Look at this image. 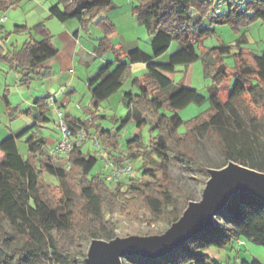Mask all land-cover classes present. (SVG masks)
Wrapping results in <instances>:
<instances>
[{
    "label": "trees",
    "instance_id": "obj_1",
    "mask_svg": "<svg viewBox=\"0 0 264 264\" xmlns=\"http://www.w3.org/2000/svg\"><path fill=\"white\" fill-rule=\"evenodd\" d=\"M67 1L71 3L68 10H62L59 3L50 8V16L60 22L78 20L85 31L91 26L99 28L105 35L103 50L113 49L109 35L116 31L115 25L108 17L99 18L114 8L113 0ZM133 12L138 22L153 35L152 55L140 50L131 51L124 59L118 57L115 62L106 63L94 78L88 80L91 94L88 118L83 121L66 118L75 134L84 130L87 138L73 145L65 164L59 165L55 161L44 137L32 134L26 139V156H22L18 149L21 139L49 122L50 97L35 100L37 122L0 142L3 153L0 215L9 219L15 233L23 239L21 245L11 247L12 234L0 229V264H87L93 240L106 239L109 242L117 238V226L113 220L117 211L127 213L134 221H139L140 213L144 212L163 222L168 230L187 209L185 207L182 213H178L175 208V202L182 201L183 192L169 171L170 153L174 152L178 159L208 172V167L198 160L193 148L201 133H206L211 142L222 144L227 162L264 172V161L255 163L259 126L262 125L264 130V54H248L241 48L233 54L237 68L231 76L225 62L232 55L231 47L221 45L202 54L198 52L199 44L213 33L214 26H230L239 31L255 21L264 24V0H150L135 6ZM205 23L207 25L202 27ZM14 33H28L29 40L20 48L7 50L2 44L8 36L0 38V63L19 76L17 82L20 86L29 87L36 77L42 75L40 66L55 58L58 51L44 23L33 28L17 26ZM34 34L40 35L41 39H36ZM175 40L181 48L167 64L156 63L155 60L167 53ZM241 42H246V38L243 37ZM199 60L204 64L206 75L212 79L208 99L196 89L173 86L170 77L177 67H188ZM135 64H144L148 70V76L139 82L143 94L137 97L126 93L127 113L119 119L121 124L117 129H105L102 122L107 117L101 115L102 105L120 91ZM230 76L233 82L227 100L223 102L219 88ZM74 93V90L70 91V94ZM244 98L252 108L249 125L244 122L238 107ZM3 99L9 107L7 88ZM207 100H210L211 107L205 114L187 122L179 115L190 105L202 106ZM255 111L262 113V121ZM130 122H135L138 127L153 124L151 131L154 135L148 146L143 144L140 135H136L127 148L122 149L121 132ZM183 125L185 131L180 133ZM92 137L102 144L104 156L114 165L143 161L160 176L154 182L129 177L127 182L118 181L111 186L106 174L94 172L99 156L86 149ZM245 158L251 162L247 163ZM48 176L60 182V196L54 192ZM69 187L78 191L82 202L74 205L70 212L66 205L72 198L63 191H69ZM218 215L230 227L215 223L168 254L156 259L126 256L123 264H211L210 256L204 251L210 247L225 248L236 239L249 240L264 247L262 200L239 193ZM91 220H97L105 234L91 228ZM65 232L77 239L83 258L70 249ZM241 264L263 263L254 258Z\"/></svg>",
    "mask_w": 264,
    "mask_h": 264
},
{
    "label": "rangeland",
    "instance_id": "obj_2",
    "mask_svg": "<svg viewBox=\"0 0 264 264\" xmlns=\"http://www.w3.org/2000/svg\"><path fill=\"white\" fill-rule=\"evenodd\" d=\"M147 1L150 0H113L114 8L110 9L107 13L99 16V18L107 17L109 14L110 19L115 20L114 22L112 20V22L115 25L116 31L109 35V39L112 41V43L123 46L124 50L120 51L122 56L123 54L125 55V53L127 54L134 50H140L149 55H152L151 40L153 35L148 31L146 27L142 26L138 22L133 12L135 6L140 3H146ZM205 25L207 24H203L202 27H204ZM212 31L213 33L210 36H207L199 44L198 52L199 54H202L209 49L219 47L221 45L231 47L232 55L225 59V62L229 67L228 72L231 76L237 68V61L233 54L238 52L241 48L248 54H264V24L262 21H255L248 28L241 29L239 31L233 29L230 26H214L212 28ZM97 34L102 35V32L98 29H95L94 35ZM243 37L246 38V42L242 43L241 41ZM180 48L181 46L179 42L175 40L169 48L168 52L156 59L155 62L158 64H167L170 57ZM147 76L148 70L146 65H133L129 73L125 77V88L127 90L124 91H126V93H133L137 97L142 96V85L141 83L136 84L135 81H142ZM231 76L224 82V85L222 84L220 88L223 102L227 100L229 93L228 91L227 94H224L227 91L228 81L233 82ZM170 77L172 79L173 86H183L186 88L196 89L202 96L206 97L207 99L210 97V86L212 85V79L210 76L206 75L204 64L201 60L188 67H177L175 74H170ZM4 93L5 90L3 88L0 90V142L15 133H18L25 127L32 125L36 121L33 117V112H28L27 110H25V112L20 114L15 110L18 104L23 100V97L20 94H17V91L9 90V99L11 101L9 107H7L5 101L1 97V94L3 96ZM89 96V91L84 90L82 87H80L78 90V95L72 102L71 107L74 108L77 104L83 105L87 103ZM103 106L104 107L101 109V113H103L107 117L106 120L102 122L103 127L105 129H117L121 124L119 119L123 118L127 113L126 106L124 105V103H122V106L119 108H115L113 112H105L104 108H106L107 105L105 104ZM210 107L211 102L210 100H207V102L202 106L190 105L189 107L180 111L179 115L185 122H187L197 116L205 114L210 109ZM238 107L244 119V122L249 125L251 117L250 110L252 108L248 106V99H242V101L238 103ZM75 112L82 117L84 116L83 110L79 111L75 108ZM254 114H257L259 119H261L260 121H262L263 116L261 112L255 111ZM148 118H150V115L148 116ZM51 119L55 123L58 121V113H56V111L52 110ZM152 125V123H147L143 127H138L135 122H130L121 132L122 149L125 150L128 143L136 135H140L142 137L143 144L145 146H148L154 135V131H151ZM55 126L56 125L53 124L51 125V127L48 126L49 130H43L44 137L49 139L50 141L52 140V132L50 130H54L53 128ZM259 127V139L257 141L258 149L255 150V163H258L262 160L264 161V130L262 128V125H260ZM184 131L185 126L183 125L180 128V133H183ZM30 135H32V133L27 135V137L21 139L18 143V146H20L21 148L26 147L27 149L25 141ZM193 148L198 160L202 162L206 167H208V172L202 171L197 165H193L186 161L178 159L174 152L170 153L169 171L175 182L179 185L180 189L183 192L182 201L175 202V208L177 209L178 213H182L185 207H188L191 202H199L201 200L206 184L211 177L209 170H219L222 169L225 164L227 166L230 163L226 161L222 144H220V142L218 141L211 142L209 136L206 133H201L198 136L196 142L193 144ZM47 149L48 151L52 150L51 144L47 145ZM86 149H90L95 154L96 152L98 153L100 151V148L95 147L94 144L90 141L87 143ZM245 159L247 163L251 162L250 159ZM1 160L2 152L0 151V163ZM55 161H57L59 165H63L66 163L63 162V160H61L60 158L58 159L56 157ZM127 164H131L133 166V173L132 176H130L132 179L143 182H154L160 176L159 174L155 173L153 167H146L143 161H136ZM111 170L112 168L107 163V158H104V154H102V157L99 156V162L94 172L103 173L106 174V176H109L108 173L111 172ZM47 179L53 184L54 192L60 196V182L49 176L47 177ZM118 181L127 182L128 179H113V181L111 182V186H115ZM68 190L69 191H63H65L66 195L68 194L72 198L66 205L67 211L70 212L71 208L74 205H81L82 202L78 191L74 189V187ZM113 220L116 222V235L118 240H124L131 237H158L167 230V226L163 222L157 221L154 217L145 214L144 212L140 213L139 221H134L128 218L127 213L117 211L113 216ZM89 223L91 228L97 229L98 232L102 235L105 234V230L101 228L97 220H91ZM215 223L220 226H224L226 224L224 219L219 215L216 216ZM226 225L227 227H230L229 224ZM0 229L12 234L13 240L10 243L11 247H14L15 245H21L23 243L22 237L15 233L9 219L3 218L1 215ZM65 237L67 244L75 253V255L83 258L84 255L82 252V247L77 239H75L69 232H65ZM103 240L107 241L106 239ZM245 243L246 244L242 246L240 245L239 241L234 240L225 248L221 249L217 247H210L204 252L210 256L211 264H241L244 261L243 257L245 256L250 257L249 261L256 258L264 264V247L256 245L249 240H245ZM247 244L248 246H246ZM26 264L40 263L28 262Z\"/></svg>",
    "mask_w": 264,
    "mask_h": 264
},
{
    "label": "crops",
    "instance_id": "obj_3",
    "mask_svg": "<svg viewBox=\"0 0 264 264\" xmlns=\"http://www.w3.org/2000/svg\"><path fill=\"white\" fill-rule=\"evenodd\" d=\"M59 3L64 11L68 10L71 6L70 1L67 0H0V38L8 36V40L4 41L2 44L7 50L20 48L29 40L28 33H14L17 26L33 28L40 23H44L58 51L55 58L40 66L42 75L36 77L29 87L20 86L17 82L19 76L13 72H9V67L0 63V90L3 88L4 90H6V88L8 90H15L17 94L23 97L21 103L15 108L17 112L20 114L25 112V110L33 112V117L36 120L35 122H37L38 114L35 100L37 98L50 97L49 107L51 111L49 122L42 126L41 129H35L31 133L35 137H44L43 130H49V127L55 124L54 130H50L52 132V140L50 141L46 138L47 145L51 144V148L55 146L58 140L59 123V116L56 123L51 119L52 110L57 113V110L61 109L64 112L65 118H70L69 120L78 119L83 121L87 119L91 108V94L88 88V80L94 78L106 63L115 62L118 57L121 59L126 57V53L122 56L120 52L124 50L123 46L112 43V41L111 44L113 45V49L107 51L103 50L104 46L102 40L105 35L99 28L91 26L88 31H85L78 20L60 22L56 18L51 17L49 13L50 8ZM107 17L110 19L109 14ZM3 18H6L5 21H2ZM114 21L115 20H113V22ZM95 29L100 30L102 35H94ZM34 37L36 39H41V36L37 34H34ZM139 82V80L135 81L136 84H139ZM125 85L126 81H124L118 93L114 94L108 101L103 103V105H107L106 108H104L105 112H113L115 108L122 106V103H124V93L126 94L124 90H127ZM231 85L232 82L228 81L227 91L224 94L228 93ZM80 87L84 90H88L90 96L87 103L83 105L77 104L76 107L73 108L71 104L77 97ZM220 88L219 97L222 100L223 97L220 93ZM72 90L76 92L73 95L70 94ZM1 97L3 99L2 94ZM103 105L102 108L104 107ZM75 108L79 111L83 110L84 116L78 115L75 112ZM101 115H103V113H101ZM18 149L22 156H26V147L21 148L18 146ZM49 152L51 154V151ZM63 162H66V160H63ZM246 246H248V244ZM243 260L249 261L250 257L245 256Z\"/></svg>",
    "mask_w": 264,
    "mask_h": 264
},
{
    "label": "water",
    "instance_id": "obj_4",
    "mask_svg": "<svg viewBox=\"0 0 264 264\" xmlns=\"http://www.w3.org/2000/svg\"><path fill=\"white\" fill-rule=\"evenodd\" d=\"M229 166V167H228ZM203 196L191 202L182 217L158 237L112 241L93 240L88 250L87 264H123V258L139 255L156 259L182 246L198 233L212 228L215 218L239 193L253 195L264 202V172L233 162L219 170H209Z\"/></svg>",
    "mask_w": 264,
    "mask_h": 264
},
{
    "label": "built area",
    "instance_id": "obj_5",
    "mask_svg": "<svg viewBox=\"0 0 264 264\" xmlns=\"http://www.w3.org/2000/svg\"><path fill=\"white\" fill-rule=\"evenodd\" d=\"M6 18H3L2 21H5ZM58 116L60 117L58 123V140L55 146L51 150V155L61 160H67L70 154V151L75 144H80L87 138V133L84 130L77 132L76 134L68 124L63 112L61 109L57 110ZM91 142L95 147L100 148V151L97 153L98 156L102 157L103 151L101 145L96 137L91 138ZM105 158V156H104ZM107 163L111 166L112 170L109 172V176H106L107 181L112 182L113 179L120 178H129L133 173V166L127 164L125 166L114 165L110 160L107 159ZM240 242V245H245V241L236 239Z\"/></svg>",
    "mask_w": 264,
    "mask_h": 264
},
{
    "label": "bare ground",
    "instance_id": "obj_6",
    "mask_svg": "<svg viewBox=\"0 0 264 264\" xmlns=\"http://www.w3.org/2000/svg\"><path fill=\"white\" fill-rule=\"evenodd\" d=\"M229 167V166H228Z\"/></svg>",
    "mask_w": 264,
    "mask_h": 264
}]
</instances>
